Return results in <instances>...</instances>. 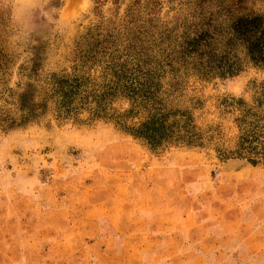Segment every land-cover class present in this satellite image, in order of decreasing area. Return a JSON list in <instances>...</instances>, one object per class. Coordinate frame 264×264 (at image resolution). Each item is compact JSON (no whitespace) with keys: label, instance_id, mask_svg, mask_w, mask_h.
I'll list each match as a JSON object with an SVG mask.
<instances>
[{"label":"rangeland","instance_id":"1","mask_svg":"<svg viewBox=\"0 0 264 264\" xmlns=\"http://www.w3.org/2000/svg\"><path fill=\"white\" fill-rule=\"evenodd\" d=\"M187 1L0 0V48L13 55L0 106L15 107L9 89L45 95L58 76L86 88L71 116L0 127V264H264V148L238 154L242 134L264 128V66L242 44L233 76L169 65ZM248 6L264 14V0ZM98 33L121 52L144 41L150 101L118 88L94 117L118 70L108 54L76 60ZM157 113L197 141L154 149L129 131Z\"/></svg>","mask_w":264,"mask_h":264},{"label":"trees","instance_id":"2","mask_svg":"<svg viewBox=\"0 0 264 264\" xmlns=\"http://www.w3.org/2000/svg\"><path fill=\"white\" fill-rule=\"evenodd\" d=\"M138 1L140 0H134ZM186 4L188 13L182 17L181 22L175 24L181 29L180 39L166 54L169 65L189 62L207 77L233 76L242 68L239 56L235 53L236 46L242 44L251 62L264 66V14L251 10L248 0H189ZM154 9L153 7L151 10ZM149 14L152 16L151 11ZM153 19L150 17L149 22ZM173 28L159 31L160 39L166 41L171 36ZM155 34L152 32L150 37L153 38ZM106 36L107 34L103 33L92 36L93 41L89 49L78 50L76 54L78 55L76 60L82 63L93 62L98 57L108 54L118 66V70L114 72L117 77L116 84L108 85L103 93L95 97L97 107L93 113L94 117L109 116L105 112V106L108 98L117 95L118 88L136 100L150 101L153 98V94L149 93L152 76L156 70L150 66L151 60L144 41L137 40L136 43L123 48L124 52H121L119 45L115 41L110 42ZM130 59L134 62L129 63ZM12 63L13 55L0 48V84L7 82V77L12 73ZM20 68L23 75L24 68L22 66ZM32 74L26 75L31 79ZM85 91V81L80 76L55 77L51 89L45 95L27 94L25 91L13 94L12 89H9L10 94L6 97V102L9 103L11 97L14 98L16 102L11 103L15 107L0 106V127L9 130L40 122L50 110L60 117L71 116L84 106V103L77 106L76 102L80 96L86 98ZM3 97L5 95L0 91V99ZM167 123L166 116L164 114L159 116L157 113L129 131L143 138L154 149L174 139L189 143L197 141L191 130H186L185 134H176L175 124ZM178 129L180 131L183 127L178 126ZM263 148L264 128L260 130L251 128L240 137L238 154L258 152Z\"/></svg>","mask_w":264,"mask_h":264}]
</instances>
